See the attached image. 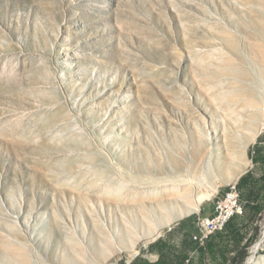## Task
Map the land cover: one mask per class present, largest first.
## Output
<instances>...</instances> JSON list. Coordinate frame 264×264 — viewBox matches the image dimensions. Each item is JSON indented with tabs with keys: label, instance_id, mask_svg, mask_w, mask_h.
I'll return each mask as SVG.
<instances>
[{
	"label": "rangeland",
	"instance_id": "rangeland-1",
	"mask_svg": "<svg viewBox=\"0 0 264 264\" xmlns=\"http://www.w3.org/2000/svg\"><path fill=\"white\" fill-rule=\"evenodd\" d=\"M263 118L264 0H0V264L153 258Z\"/></svg>",
	"mask_w": 264,
	"mask_h": 264
},
{
	"label": "trees",
	"instance_id": "trees-1",
	"mask_svg": "<svg viewBox=\"0 0 264 264\" xmlns=\"http://www.w3.org/2000/svg\"><path fill=\"white\" fill-rule=\"evenodd\" d=\"M242 179L243 176L238 179L237 185L242 182ZM261 179L264 182V177ZM246 207L257 212V222L251 228L249 235L248 232H240L231 226L234 216L222 231L212 234L204 246H197L191 238L196 229L190 231L180 226L178 228L181 233L180 244L173 242L174 235L169 231L164 237L157 238L147 246L148 253L157 255L155 260H150L139 253L128 264H241L248 254L249 246L251 243L253 244L258 232L257 223L262 218V214L258 215L262 208L250 205ZM225 230H227L226 234L224 233ZM222 238L225 242L224 246L216 247L215 239ZM194 250L197 256L190 258V254ZM188 258L189 261L186 263Z\"/></svg>",
	"mask_w": 264,
	"mask_h": 264
},
{
	"label": "crops",
	"instance_id": "crops-1",
	"mask_svg": "<svg viewBox=\"0 0 264 264\" xmlns=\"http://www.w3.org/2000/svg\"><path fill=\"white\" fill-rule=\"evenodd\" d=\"M243 176L242 182L238 185L240 191V199L244 205V213L242 215L235 216L231 221V226L240 232L251 234V228L257 222V212L253 211L247 205L258 206L262 208V211L258 215L264 212V182L262 177H264V134L255 136L254 140L251 142L248 150V159L245 169L239 174L238 179ZM208 210L203 213V215L210 214ZM227 230L224 231L226 234ZM181 237L178 240L173 241L175 244H180ZM216 247L224 246V239H215ZM192 257H196V252ZM153 258L150 260H155L157 255L151 253Z\"/></svg>",
	"mask_w": 264,
	"mask_h": 264
},
{
	"label": "built area",
	"instance_id": "built-area-1",
	"mask_svg": "<svg viewBox=\"0 0 264 264\" xmlns=\"http://www.w3.org/2000/svg\"><path fill=\"white\" fill-rule=\"evenodd\" d=\"M263 134L264 118L261 121L257 130L258 136ZM243 213L244 205L242 204L240 199V191L238 189L237 181H235L230 183L227 189L223 192V194L216 198L213 210L210 214L197 215L196 231L191 237L192 240L196 242L197 246H204L209 237L217 231H222L232 217L236 215H242ZM193 255L194 253L190 254V258ZM188 261L189 258L186 259V263Z\"/></svg>",
	"mask_w": 264,
	"mask_h": 264
},
{
	"label": "bare ground",
	"instance_id": "bare-ground-1",
	"mask_svg": "<svg viewBox=\"0 0 264 264\" xmlns=\"http://www.w3.org/2000/svg\"><path fill=\"white\" fill-rule=\"evenodd\" d=\"M192 183V182H191ZM186 195H188L187 193L182 194V196L186 197ZM202 200V196H200L197 199L198 201ZM105 238V237H104ZM113 240V238H111ZM114 241V240H113ZM264 242V216L261 220V224H260V228H259V239L253 244L252 246V253H255L257 251V249L259 248V246ZM254 261L253 259V255L249 256L246 260L245 264H252Z\"/></svg>",
	"mask_w": 264,
	"mask_h": 264
}]
</instances>
